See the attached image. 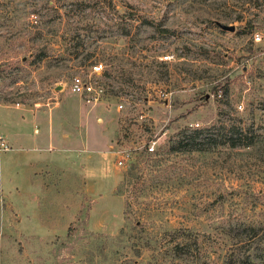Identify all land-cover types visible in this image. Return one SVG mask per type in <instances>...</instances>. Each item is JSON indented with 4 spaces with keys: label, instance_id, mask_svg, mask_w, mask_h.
<instances>
[{
    "label": "rangeland",
    "instance_id": "374dc122",
    "mask_svg": "<svg viewBox=\"0 0 264 264\" xmlns=\"http://www.w3.org/2000/svg\"><path fill=\"white\" fill-rule=\"evenodd\" d=\"M93 61L88 108L69 79ZM0 102V134L26 135L0 151V264L264 258V0H0ZM24 108H54L50 149ZM233 117L252 145L166 151Z\"/></svg>",
    "mask_w": 264,
    "mask_h": 264
},
{
    "label": "trees",
    "instance_id": "16d2710c",
    "mask_svg": "<svg viewBox=\"0 0 264 264\" xmlns=\"http://www.w3.org/2000/svg\"><path fill=\"white\" fill-rule=\"evenodd\" d=\"M221 112L225 113L226 110L222 109V111H218V113ZM219 119L220 118L212 120L206 125H184L176 129L168 137L166 151H200L213 149L218 146L233 148L249 146L253 144V138L256 136V134L244 124H239V121H237L235 117L230 118V121H228L227 124L222 123L221 120L218 122ZM155 165H157V163H155ZM151 169L155 171L157 168L151 166ZM153 175H155V173ZM127 204L125 202V206ZM248 227L253 229L254 225L248 224ZM178 243V241L174 242L172 247L174 249L176 247L182 249V244ZM263 261L264 258L261 260V262H256L248 255H243L240 258H236L233 262L224 260L220 264H262Z\"/></svg>",
    "mask_w": 264,
    "mask_h": 264
},
{
    "label": "built area",
    "instance_id": "2783aa9c",
    "mask_svg": "<svg viewBox=\"0 0 264 264\" xmlns=\"http://www.w3.org/2000/svg\"><path fill=\"white\" fill-rule=\"evenodd\" d=\"M255 39H258V35H254ZM103 64L101 61H93L89 66V71L85 75L74 74L69 79V90L72 93L77 94L81 99L88 103L99 102L100 99L105 95V88L103 84L97 81V77L104 71ZM117 107H121V102H118ZM240 107V104H237ZM142 114H140L141 116ZM189 125H197V122H191ZM147 150L152 151L154 148V140H150L147 145ZM9 145L5 138L0 134V151L6 150ZM120 152V151H119ZM127 156V152L119 153L117 163L121 164Z\"/></svg>",
    "mask_w": 264,
    "mask_h": 264
},
{
    "label": "crops",
    "instance_id": "0c3cea01",
    "mask_svg": "<svg viewBox=\"0 0 264 264\" xmlns=\"http://www.w3.org/2000/svg\"><path fill=\"white\" fill-rule=\"evenodd\" d=\"M81 102L86 104L88 106V108L94 107V105H93L94 103H88V102H85L83 100ZM0 105L7 106V105H10V104H5V103L0 102ZM53 110H54V108H53ZM53 110L50 109V110L46 111L47 115H42V114L38 113L39 112L38 110L33 111V110H30V109H25L26 113L27 112L32 113V115L34 117L33 119L43 120V121H45V119H46L47 126H48V131H47V136H46V140H47V144H48L47 147H46L47 149H50V145L49 144L53 140V135H52L53 133L51 132ZM42 113L45 114V112H42ZM95 120L96 121H100V117L99 116H95ZM63 128L64 127L60 126V129L57 130L58 139H62V140L65 139L66 140V139H70V137L72 138L73 136L68 135V131H66ZM3 132H4V135H2V136L5 138L6 141H8V139L14 141L15 139H22V138L24 140V136H26L23 133V137H22V134L20 132H18V131H12V132H8L7 133L6 131L3 130ZM43 137H45V136H39V138H43ZM72 139H74V138H72ZM83 143L84 144L88 143V141L86 140V137H83Z\"/></svg>",
    "mask_w": 264,
    "mask_h": 264
},
{
    "label": "water",
    "instance_id": "95a60500",
    "mask_svg": "<svg viewBox=\"0 0 264 264\" xmlns=\"http://www.w3.org/2000/svg\"><path fill=\"white\" fill-rule=\"evenodd\" d=\"M218 25L223 28V29H228V30H232L233 26L232 25H227V24H222V23H218Z\"/></svg>",
    "mask_w": 264,
    "mask_h": 264
}]
</instances>
